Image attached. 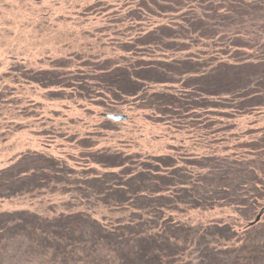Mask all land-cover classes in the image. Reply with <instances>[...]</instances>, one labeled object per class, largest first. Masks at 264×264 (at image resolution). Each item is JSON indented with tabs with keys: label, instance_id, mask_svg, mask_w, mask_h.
<instances>
[{
	"label": "trees",
	"instance_id": "trees-1",
	"mask_svg": "<svg viewBox=\"0 0 264 264\" xmlns=\"http://www.w3.org/2000/svg\"><path fill=\"white\" fill-rule=\"evenodd\" d=\"M85 1L83 14L120 5L106 15L123 30L108 37L111 55L47 67L17 61L0 104L26 84L48 100L98 97L106 112L128 104L216 143L228 139L230 119L264 106V0ZM115 122L104 117L102 126ZM42 134L75 151L28 150L0 167V202L30 201L0 208V264H264V219L254 220L264 202V131L234 144L248 156L178 146L141 154L99 145L100 131ZM223 208L228 219L183 218Z\"/></svg>",
	"mask_w": 264,
	"mask_h": 264
},
{
	"label": "rangeland",
	"instance_id": "rangeland-1",
	"mask_svg": "<svg viewBox=\"0 0 264 264\" xmlns=\"http://www.w3.org/2000/svg\"><path fill=\"white\" fill-rule=\"evenodd\" d=\"M85 3V0H0V90L5 85H13L4 74L11 72L17 61L28 66L47 67L56 58H71L78 64L81 60L77 56L111 55L108 37H123V30L118 24L109 28L111 22L106 15L108 11L118 10L120 5L113 2L101 15H94L83 14ZM16 86L0 104V167L28 150L74 153V144L66 138L42 134L43 129L52 127L61 133L75 132L80 136L100 131L101 135L96 137L99 145L122 147L141 154L173 152L175 149L171 147L178 146L193 153L208 151L239 156L248 154L234 144L264 131V106L230 119L234 125L225 134L228 139L216 143L201 131L176 130L171 125L151 121L145 117L148 111L128 104L119 106L121 109L117 112L127 118L116 121L115 126L108 129L102 126L105 125L102 113L107 108L95 104L98 97L91 98L92 101L48 100L42 88L26 84ZM29 202L27 199L4 200L0 208L24 207ZM228 215H232L228 208L190 210L183 218L205 221L212 217L228 219ZM261 219H264V212Z\"/></svg>",
	"mask_w": 264,
	"mask_h": 264
},
{
	"label": "water",
	"instance_id": "water-1",
	"mask_svg": "<svg viewBox=\"0 0 264 264\" xmlns=\"http://www.w3.org/2000/svg\"><path fill=\"white\" fill-rule=\"evenodd\" d=\"M102 116L113 119L115 121L122 120L125 118L124 114L121 113H112V112H104L102 113ZM264 212V205L260 208L258 214L255 217V221L258 220L261 216V214Z\"/></svg>",
	"mask_w": 264,
	"mask_h": 264
}]
</instances>
